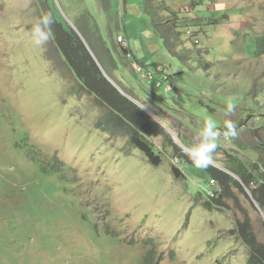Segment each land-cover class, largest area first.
Here are the masks:
<instances>
[{
	"label": "rangeland",
	"instance_id": "obj_1",
	"mask_svg": "<svg viewBox=\"0 0 264 264\" xmlns=\"http://www.w3.org/2000/svg\"><path fill=\"white\" fill-rule=\"evenodd\" d=\"M109 1L110 20L94 0H0V264H248L231 231L248 218L264 243L250 189L233 186L222 207L207 209L221 189L200 167L178 177L168 153L152 166L111 133L110 111L68 69L47 22L72 28L187 156L231 172L232 155L264 181V57L255 56L264 0ZM26 132L41 160L68 166L66 183L24 158ZM151 141L160 150L164 138ZM207 187L208 199L198 197Z\"/></svg>",
	"mask_w": 264,
	"mask_h": 264
},
{
	"label": "trees",
	"instance_id": "obj_2",
	"mask_svg": "<svg viewBox=\"0 0 264 264\" xmlns=\"http://www.w3.org/2000/svg\"><path fill=\"white\" fill-rule=\"evenodd\" d=\"M45 8L47 7L45 6ZM47 26L49 29L50 26L53 27V30L50 29L53 34V42L59 49L66 66L80 82L83 90L93 95L98 104L110 111V118L107 119V123L105 124L111 128V130L109 129L111 133L121 132V135L128 137L130 145L139 149L152 166H161L163 157L168 153L172 159L178 160L179 166L173 165V171L178 177H184L181 169L186 166H190V168L200 167V171L203 172V177L206 181H210L211 179L216 180L219 184V189H221L219 198L205 202L204 205L207 209H213L216 206L222 207L225 201L232 195L233 186L238 187L246 193L242 184L229 175L228 172L220 170L212 164L205 163L194 156H187L188 154L186 155L175 144L164 129L145 110L124 96L106 78L100 66L96 63L95 58L91 56L89 50L84 45L83 40L62 19L49 18ZM257 36L258 45L255 56L260 58L264 57V36ZM168 75L170 76H167V81L171 82L173 75ZM151 100L153 99L151 98ZM230 132L233 134L236 130H230ZM158 136L164 138V143L160 150L151 141ZM27 139L28 133L26 132L18 142L21 145L24 158L31 161L43 178L51 177L53 179L55 177L59 183H66L67 179L64 172L68 166L56 157L50 160L52 164H47L45 160L39 158V154L35 153L33 146L25 142ZM236 159V157H232L231 155V159L228 160L230 165H227V167L232 173L241 178L242 182L250 189L259 207L264 210V181L261 178L263 174L252 173L247 166ZM253 167L255 166H251V168ZM253 184L258 185V187L252 189ZM207 190H209L208 187L203 191H197L198 197L207 198ZM231 233L238 234L239 238L241 237L244 244L249 248L248 264H264V243L258 242L251 221L248 218L244 222H237L236 228ZM147 261L151 262L150 257L147 258Z\"/></svg>",
	"mask_w": 264,
	"mask_h": 264
},
{
	"label": "crops",
	"instance_id": "obj_3",
	"mask_svg": "<svg viewBox=\"0 0 264 264\" xmlns=\"http://www.w3.org/2000/svg\"><path fill=\"white\" fill-rule=\"evenodd\" d=\"M95 1V3L97 4V6L100 8V10L102 11V10H105V12H107L109 15H110V17H109V20H110V18H111V15L112 14H114V7H113V5H112V3H111V1H109V0H94ZM95 10L97 11V14H99V12H100V10H99V12H98V10L95 8ZM152 13V15H153V12H151ZM72 14V13H71ZM73 15H76V13H73ZM120 19V17H117V18H115V20H114V22L116 23L115 24V26H118V33L119 32H122L123 33V31H122V29H121V27H120V24L118 23V20ZM94 20V22H98L97 20H95V19H93ZM86 29H85V31H84V33H85V38H86V36H88V38L92 41V42H94L96 45H98V46H94V48H96L97 50H98V52L100 53V54H104V55H106V57H107V60H109V56L107 55V53H106V51H110L109 50V48H105L104 47V45H106L105 43H101V42H98V40H97V33H99V32H103L104 31V29L105 28H103V27H96V29H95V31H96V34H94V35H97V36H91V35H89V34H92L91 33V31L93 30L91 27H88L87 25H86ZM111 29V28H110ZM110 29H108L107 28V31H109ZM145 34H147V31L145 32ZM119 36V35H118ZM126 37L128 38V36L126 35ZM128 40H129V43H130V48H131V45H132V42H130V39L128 38ZM116 42V41H115ZM100 43V44H99ZM132 49V48H131ZM158 78H159V76H158Z\"/></svg>",
	"mask_w": 264,
	"mask_h": 264
},
{
	"label": "bare ground",
	"instance_id": "obj_4",
	"mask_svg": "<svg viewBox=\"0 0 264 264\" xmlns=\"http://www.w3.org/2000/svg\"><path fill=\"white\" fill-rule=\"evenodd\" d=\"M118 40V39H117ZM120 41L124 44V45H126V43H127V40L125 39V38H122V39H120ZM154 78V77H153ZM218 168H220V166L218 165L217 166ZM223 169V168H222ZM228 174L229 175H231L232 176V174L234 175V176H237L236 174H234V173H232V172H228ZM240 178V177H239ZM241 179V178H240ZM243 185V187L245 188V190L248 192V193H250L249 192V190H248V188H247V186H245V184H242ZM218 191H220V190H218ZM250 195H251V193H250ZM251 197H252V199L254 200V198H253V196L251 195ZM254 203L256 204V206H257V208L259 209V211L262 213V215L264 216V213L262 212V210L260 209V207L257 205V203H256V201L254 200Z\"/></svg>",
	"mask_w": 264,
	"mask_h": 264
},
{
	"label": "water",
	"instance_id": "obj_5",
	"mask_svg": "<svg viewBox=\"0 0 264 264\" xmlns=\"http://www.w3.org/2000/svg\"><path fill=\"white\" fill-rule=\"evenodd\" d=\"M112 82V81H111ZM112 84L124 95V96H127L128 97V95L120 88V87H118L116 84H114L113 82H112ZM184 148H186V147H184ZM186 149H188V148H186ZM232 176L235 178V179H237V180H239L240 182H242V180L239 178V177H237V176H234L233 174H232ZM243 184V183H242Z\"/></svg>",
	"mask_w": 264,
	"mask_h": 264
},
{
	"label": "built area",
	"instance_id": "obj_6",
	"mask_svg": "<svg viewBox=\"0 0 264 264\" xmlns=\"http://www.w3.org/2000/svg\"><path fill=\"white\" fill-rule=\"evenodd\" d=\"M121 38H122V37H121V36H119V37H118V40H120Z\"/></svg>",
	"mask_w": 264,
	"mask_h": 264
}]
</instances>
